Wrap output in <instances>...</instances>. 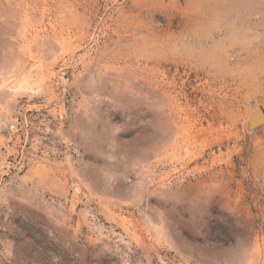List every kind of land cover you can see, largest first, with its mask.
<instances>
[{
  "label": "rangeland",
  "instance_id": "1",
  "mask_svg": "<svg viewBox=\"0 0 264 264\" xmlns=\"http://www.w3.org/2000/svg\"><path fill=\"white\" fill-rule=\"evenodd\" d=\"M264 0H0V264H264Z\"/></svg>",
  "mask_w": 264,
  "mask_h": 264
},
{
  "label": "water",
  "instance_id": "2",
  "mask_svg": "<svg viewBox=\"0 0 264 264\" xmlns=\"http://www.w3.org/2000/svg\"><path fill=\"white\" fill-rule=\"evenodd\" d=\"M250 120L253 125H258L264 122V112L261 109H257L251 114Z\"/></svg>",
  "mask_w": 264,
  "mask_h": 264
}]
</instances>
